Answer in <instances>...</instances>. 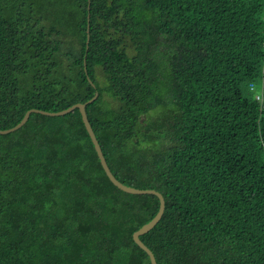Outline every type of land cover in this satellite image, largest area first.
<instances>
[{"label":"trees","instance_id":"trees-1","mask_svg":"<svg viewBox=\"0 0 264 264\" xmlns=\"http://www.w3.org/2000/svg\"><path fill=\"white\" fill-rule=\"evenodd\" d=\"M97 94L157 263L264 264V0H0V130ZM160 206L79 109L0 135V264H152Z\"/></svg>","mask_w":264,"mask_h":264},{"label":"water","instance_id":"water-1","mask_svg":"<svg viewBox=\"0 0 264 264\" xmlns=\"http://www.w3.org/2000/svg\"><path fill=\"white\" fill-rule=\"evenodd\" d=\"M98 96L99 95L97 94L88 103L77 104V105H74V106H72L71 108H69L67 110H64V111H61V112H57V113H50V112L37 110V109L30 110L25 115V117L23 118V120L21 121L20 124H18L16 127L12 128V129H9V130H0V135H7V134L13 133V132L21 129L29 121L30 116L33 113H38V114H42V115H46V116H53L54 117V116H64V115H67V114L75 111L76 109H79L80 112H81L85 127H86V129H87V131H88V133H89V135L91 137V140H92V142H93V144L95 146V149H96V152L98 154V157H99V159L101 161L102 167L104 168V170H105L107 176L109 177V179L111 180V182L117 188H119L120 190H122V191H124L126 193L134 194V195H155V196H157L160 199L161 206H160V210H159L157 216L151 222H149L148 224L143 226L139 231H137L134 234L135 242L137 243L138 246H140L149 255V257L151 259V263L152 264H158L154 253L144 244V242L141 240V236H144V235L148 234L151 230H153L158 225L160 220L162 219L163 214L165 212V207H166L165 199H164L163 195L161 193H159L158 191H156V190H140V189H137V188H133V187L127 186V185L123 184L122 182H120L114 176V174L112 173V171H111V169H110V167H109V165L107 163V160H106V158L104 156L102 147H101V145H100V143H99V141H98V139L96 137V134H95V132H94V130L92 128V125H91V123L89 121L88 114H87V106L89 104L93 103L98 98Z\"/></svg>","mask_w":264,"mask_h":264}]
</instances>
